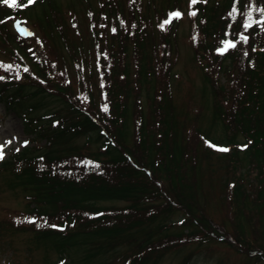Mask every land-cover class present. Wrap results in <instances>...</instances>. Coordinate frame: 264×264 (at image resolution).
<instances>
[{"label":"trees","instance_id":"16d2710c","mask_svg":"<svg viewBox=\"0 0 264 264\" xmlns=\"http://www.w3.org/2000/svg\"><path fill=\"white\" fill-rule=\"evenodd\" d=\"M186 1L195 56L211 84L213 114L225 124L220 137L198 127L188 138L179 132L170 83L178 53L179 0L173 6L167 0L163 16L155 5L153 15V7L144 6L143 0L85 4L88 29L104 30L97 33L108 39L96 52V86L92 71L86 76L83 69L79 52L84 49L69 36L70 31L79 32L77 18L66 19L60 0H9L12 6L0 0V36L12 43L0 47L8 57L0 58V65L12 66L0 68V104L24 117L26 133L35 142L44 139L47 147L40 152L35 144L10 153L0 160V176L8 178L9 188L28 191L29 211L21 213L29 219L26 229L34 232L38 247L68 258L66 264L75 263L70 256L78 250L82 263L115 254L110 264H117L118 257L121 264H160L164 253L196 241L223 242L251 259L264 260L258 217L254 240L240 223L246 198L264 209V164L258 165L264 159V0ZM70 8L75 9L72 4ZM247 12L251 21L241 15ZM32 15L40 39L7 32V21L17 17L28 23ZM56 42L79 57L74 59L82 72L79 95L65 86L61 60L48 58ZM235 65L236 73L231 71ZM221 71L227 73L223 83ZM36 94H44L39 100L49 96L62 104L60 113H51L50 127L35 126L27 117L39 106L38 98L29 102ZM225 94L234 96L229 109L223 106ZM79 136L103 151L77 154L68 145ZM204 163L211 185L217 182L223 189L221 202L235 236L228 234L227 225L218 230L205 209L200 193ZM244 164L250 173L257 171L254 184L244 176L250 175ZM104 202L125 205L102 206ZM174 226L180 231L172 232Z\"/></svg>","mask_w":264,"mask_h":264},{"label":"rangeland","instance_id":"374dc122","mask_svg":"<svg viewBox=\"0 0 264 264\" xmlns=\"http://www.w3.org/2000/svg\"><path fill=\"white\" fill-rule=\"evenodd\" d=\"M144 1V6L151 4L149 10L153 13L158 12L159 16L166 14L168 8L166 7L167 0H152L149 3L147 0ZM224 1V0H222ZM98 0H60V3L64 10V15L66 19L70 21V18L74 16L78 21V33L76 35L70 31V37L75 41V44L82 46L79 53L83 57L85 62V75L92 71V81L94 85H97L98 78L95 73V63H96V52L100 47L106 45L107 35L98 34L97 32L103 33L104 30H98L95 28L92 32L96 31V36H91L92 32L88 29V19L86 17V3H91L93 7H96ZM175 0H171L173 6ZM180 10L182 16L178 25L175 26V31L177 33L175 38V43L177 45V58L175 60L174 67L172 69L171 76V92L173 97V102L175 105L176 116L181 123V128L179 132L182 136L188 138V135L193 133V130L198 127L203 131H210L214 136L224 135L225 124L221 119H215L214 113V99L212 96V89L210 82L204 76L203 69L197 62L195 52L193 49L192 35H191V22L187 14L188 2L186 0H179ZM75 7L74 10H70V5ZM154 5L156 10H154ZM178 6V5H177ZM147 7H144L143 13H146ZM88 16V15H87ZM30 17L28 23H24L19 18L15 17L7 21L6 30L15 36H20L22 34H30L37 36V38L42 37V32L37 27L34 16ZM177 27V28H176ZM167 29V28H166ZM94 41V43H92ZM3 44H12L11 42H5L0 36V47ZM45 50L46 45L44 46ZM53 52L48 53L50 60L54 61L59 58L61 60V65L66 67V71L62 72L61 78L63 82L69 85V89L72 92H76L78 95L80 91L77 89L79 86L78 78L82 72L77 71V65L74 64V59L78 60V55L73 57L71 54L63 49V45L56 42L52 47ZM48 51V50H47ZM57 57V58H56ZM0 58L4 60L8 59L2 48H0ZM55 62V61H54ZM228 66V61L223 63V69ZM91 67V69H90ZM82 68V67H79ZM221 69V70H223ZM90 70V71H89ZM220 71V70H219ZM234 73L238 71L237 66H233L232 70ZM227 73L221 71V82L223 83L224 78ZM50 88H55V85L49 84ZM54 89V90H55ZM83 94V93H82ZM44 94H36L30 97L29 102H35ZM233 95L225 94L226 102L223 106L229 109L234 103ZM100 99V98H99ZM98 100V99H97ZM39 106L34 108L32 111L28 112V119L32 120L33 125H49L50 127V116L51 113H60L62 104L54 98L46 96L45 98L39 100ZM99 102V100L97 101ZM41 103V104H40ZM100 107H103V100ZM145 106V105H144ZM149 107V105H148ZM102 111H104L102 109ZM61 115V114H60ZM24 117H22L17 111L7 110L2 104H0V151L3 153V159L6 158L10 153L15 151H20L23 148L31 147L35 144L39 146V151H44L47 149L45 146V140L39 139L36 142L32 140L30 134L26 133L24 129ZM246 124L247 121L245 120ZM250 124V123H249ZM241 137V136H240ZM131 138V137H130ZM128 138L130 141L131 139ZM69 148L76 149L75 152L80 155H94L101 153L103 150L99 148L97 144L89 143L86 141L85 136L74 137ZM66 148V146L64 147ZM0 159V160H3ZM264 164V159L261 160L259 166ZM204 163V170L200 167L202 171L203 181L200 183L202 200L205 205V209L208 211V215L211 220L218 223V230L222 231V227L231 229L228 232L229 235H234L233 227H229V221L227 219L226 212L223 208L220 194V188L217 182L211 181L208 177L207 167ZM246 164L242 166L245 169ZM247 171V170H246ZM249 177L244 175L246 179L250 182H256L257 171L249 172ZM216 179V178H215ZM217 180V179H216ZM8 178L0 176V264H66L70 260L60 258V255L52 250L43 246H37L33 242L34 232L29 231L28 217L27 220L22 216L21 213H28L29 204L31 200L28 195V191L24 188L11 189L7 186ZM251 189V187H250ZM264 201V191H262ZM102 206L115 205L116 207H121L125 205L123 202H104L101 203ZM246 213L243 214L240 221L242 225V231L248 239L254 240L255 237L254 230L256 228V217H258L261 235H259L262 245L264 246V209L256 207V203L250 198H246ZM178 213L174 216V219L179 217ZM15 215H20L16 219H13ZM233 226V225H232ZM225 227V228H226ZM27 228V229H26ZM172 232L180 231L178 226H174ZM226 228V229H227ZM225 233V231H224ZM141 235V234H140ZM139 236V235H138ZM235 236V235H234ZM141 237V236H139ZM118 253V252H117ZM116 253V254H117ZM82 251H77V253H72L71 258H75V263L73 264H88L82 263L80 257L82 256ZM115 254H105L101 256L100 259L93 261L89 264H110L113 261ZM126 253L123 251L122 256L124 257ZM160 264H264V260H256V258L251 259L250 255L234 248L228 246L226 243L211 241L207 243H201L199 241L193 242L186 246H182L180 249H173L164 253ZM118 257L117 264H121L122 260ZM66 262V263H65Z\"/></svg>","mask_w":264,"mask_h":264},{"label":"snow or ice","instance_id":"6c2138e0","mask_svg":"<svg viewBox=\"0 0 264 264\" xmlns=\"http://www.w3.org/2000/svg\"><path fill=\"white\" fill-rule=\"evenodd\" d=\"M3 2L5 4H9V0H3ZM26 3H32L33 0H25ZM193 2H195V0H193ZM12 3L14 4L15 3V0H12ZM9 6H12L11 4H9ZM247 7V6H246ZM261 13L264 14V9L261 10ZM247 15L248 17V20L251 21L252 20V14L251 12H247V13H241V15ZM176 15H179L178 13ZM190 15H194V13H190ZM260 23H264V21H260ZM243 41L245 43H247V37H242ZM235 45L233 44L232 47H234ZM247 53H245L246 55ZM0 68H4L5 70H11L12 66L11 65H8V66H4V65H0ZM4 77H0V79H3ZM104 111H107V108L105 107L104 108ZM223 151H228V149H222ZM0 159H3V153L2 151H0ZM30 222H33L34 221H30ZM53 227H56L55 225H53ZM60 230H63V229H60Z\"/></svg>","mask_w":264,"mask_h":264}]
</instances>
